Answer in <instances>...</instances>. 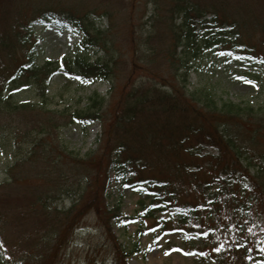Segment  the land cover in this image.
<instances>
[{"label":"rangeland","instance_id":"374dc122","mask_svg":"<svg viewBox=\"0 0 264 264\" xmlns=\"http://www.w3.org/2000/svg\"><path fill=\"white\" fill-rule=\"evenodd\" d=\"M225 5L229 12L237 11L242 20L244 40L264 54V0H227ZM40 10L73 12L97 37L98 44L87 51L89 59L108 61L111 55L117 56L118 85L112 88L104 79H80L57 71L49 77L46 91L23 81L19 84L23 86L2 91L10 102L74 111L92 104L91 96L100 95L104 98L103 118L104 112L106 117L112 112L122 85L131 84L128 80L147 81L150 74L158 84H168L174 78V84L182 88L185 71L178 69L173 76L172 63L167 58L169 36L164 32L165 24L155 30L152 27L155 11L150 0H0V66L11 68L25 61L30 46L38 65L72 58L82 32L69 25L68 15L48 14L50 19L37 21L35 16ZM148 34L153 36L143 41ZM24 36L27 40L21 42L19 38ZM148 47L155 48L157 54L150 57ZM190 62L185 85L188 92L209 88L216 99L255 108L264 105L263 68L244 65L233 54L214 51H205ZM134 66L142 69L133 70ZM130 70L133 72L126 79ZM159 89L169 91L166 86ZM44 115L20 107L0 109V209L6 220L0 242L9 259L18 264H113L117 247H122L128 252L127 264L262 263L260 254L254 252L256 244L264 251V227L260 228L264 224L258 226L259 209L245 211L247 222L242 227L243 219L233 213L228 202L217 206L212 216L200 205L201 213L196 219L176 223L173 205L157 209L150 205L151 191H137L133 183L117 178L110 168L105 171L107 156L99 146L102 118L85 125L63 117L58 120L62 123L59 128L39 132ZM167 143L163 140L161 145ZM178 147L176 151L166 148V157H161L168 164L175 163L179 175L164 169L150 149L144 158L148 164L139 166L134 179H171V184L177 186L175 204L192 206L203 201L202 183L210 175L205 162L217 149L210 143L195 141ZM96 154H103L96 157L98 165L86 162ZM9 166L14 182L6 176ZM88 185L99 192L103 188L104 203L109 209H117L122 220L109 217V213H104L102 220L91 210L66 232L59 225L60 217L57 224L46 223L40 210L32 206L39 194L37 206L45 201L57 210L67 209L71 202L68 192L76 198ZM242 241L246 246L243 251L236 247ZM218 251L222 252L219 261L215 256Z\"/></svg>","mask_w":264,"mask_h":264},{"label":"trees","instance_id":"16d2710c","mask_svg":"<svg viewBox=\"0 0 264 264\" xmlns=\"http://www.w3.org/2000/svg\"><path fill=\"white\" fill-rule=\"evenodd\" d=\"M150 1L155 11L152 27L155 30L156 26L158 28L165 24L164 32L169 36L167 58L169 63H172L171 67L174 70L172 75L176 77L175 71L178 69L185 71L182 88L174 84V78L168 84L166 82L158 84L150 79V74L147 75L149 78L146 77L147 81H139L140 78L138 83L137 80H128L127 82L131 84L122 85L112 112H109L107 117L104 112L103 118L101 109L104 98L100 95L91 96L92 104L86 103L83 109L74 111L10 102L9 98L3 96L2 91L23 86L19 85L21 81L27 85L34 83L38 89L46 91L49 77L57 71L75 74L80 79H104L112 88L118 85L119 67L115 66L117 56L113 58L115 56L111 55L108 61L100 58L90 60L87 51L98 44L97 37L82 25L73 12L65 11L58 14L52 10H40L35 16L37 21L50 19L48 14L56 13L57 17L68 15L69 25L79 28L82 38L75 43L73 56L70 59L47 61L38 65L33 59V47L30 46L25 54V61L11 68L0 66V109L4 106L10 109L20 107L25 111L44 113L45 122L40 124L39 132L59 128L62 123L58 120L63 117L69 122H80L85 125L102 118L99 146L107 156L105 171L110 168L117 178L133 183L137 191H151L149 201L150 205H156L155 208L173 205L177 210L176 223L184 224L187 219H196L201 213L200 205L208 209L209 215L212 216L217 206L228 202L232 206L233 213H238L235 215L243 219L241 227L247 222L245 211L248 208L259 209L261 221L258 226L264 224V105L255 108L249 104L216 99L217 97L209 88L188 92L185 87L190 61L201 56L205 51L230 53L237 56L244 65L258 66L261 69H264L263 52L256 51L253 45L244 40L243 22L237 11L233 13L225 8L227 0H210L209 2L164 0L165 5L164 1L163 3L160 0ZM151 36L153 35L148 34L143 41H149ZM26 38L27 36H24L19 39L22 42L26 41ZM103 44L102 47H104ZM262 47H264V40ZM147 53L150 57L157 54L153 47H148ZM135 69H142V66H134L133 70ZM133 70H130L126 79L130 77ZM147 72L149 73L148 68ZM161 86H166L169 91H159ZM163 140L168 143L161 145ZM191 141L210 143L216 146L217 152L205 162L210 175L203 182L204 184L202 183L201 188L205 193L203 201L192 206L187 204L177 206L174 202L177 186L171 184V179H151V177L138 179L137 169L139 166L148 164L144 158L147 155L146 152L151 149L154 150L157 158L159 157L158 160L164 169H172L175 175H179L176 164H168L164 158L166 148L176 151L182 143ZM33 147L36 148V145ZM98 155L103 156V154L93 155L86 162L98 165L99 162L96 160ZM5 172L6 176L10 177V181L16 180L11 176V166L7 167ZM135 175H137L136 179H134ZM86 179L89 180L88 177ZM90 188L88 185V188L76 198L73 197V192H68L67 196L70 197L71 202L67 209L57 210L55 206L48 205L45 201H42L40 207L37 206L41 201L39 194L32 206L40 210L46 223L57 224L60 217L62 222H59V225L66 232L70 231L91 210L102 220L104 213H109V217L118 221L122 220L117 209H109L104 203L103 188L100 192L97 188ZM101 208L103 210L100 214ZM4 214L0 209V240L1 228L6 225ZM263 227L264 225L260 226L262 229ZM241 243L236 247L243 251L246 246L244 241ZM254 252L260 254V262L264 263V251L257 244ZM114 255L113 264H127L125 258L128 252L122 247H117ZM215 256L219 261L222 252L218 251ZM0 264H18L16 260L8 258L1 242Z\"/></svg>","mask_w":264,"mask_h":264},{"label":"snow or ice","instance_id":"6c2138e0","mask_svg":"<svg viewBox=\"0 0 264 264\" xmlns=\"http://www.w3.org/2000/svg\"><path fill=\"white\" fill-rule=\"evenodd\" d=\"M249 83H251V81H248Z\"/></svg>","mask_w":264,"mask_h":264}]
</instances>
